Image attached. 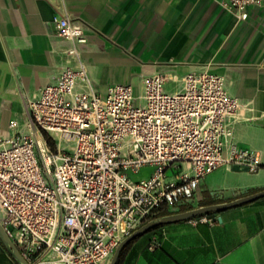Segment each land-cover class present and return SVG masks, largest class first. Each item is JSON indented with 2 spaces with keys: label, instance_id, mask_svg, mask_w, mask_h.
<instances>
[{
  "label": "built area",
  "instance_id": "1",
  "mask_svg": "<svg viewBox=\"0 0 264 264\" xmlns=\"http://www.w3.org/2000/svg\"><path fill=\"white\" fill-rule=\"evenodd\" d=\"M221 5L248 21L264 0ZM54 22L60 38L88 42L81 21L57 15ZM167 80L146 77L141 96L132 84L101 93L84 66L67 67L28 103L31 133L0 140V222L29 264H110L159 210L191 205L208 175L234 166L260 171L257 152L224 148L240 102L221 76L189 73L176 93ZM146 167L152 174L135 178ZM176 169L179 178L168 175ZM153 242L155 249L158 237Z\"/></svg>",
  "mask_w": 264,
  "mask_h": 264
},
{
  "label": "crops",
  "instance_id": "2",
  "mask_svg": "<svg viewBox=\"0 0 264 264\" xmlns=\"http://www.w3.org/2000/svg\"><path fill=\"white\" fill-rule=\"evenodd\" d=\"M221 1L0 0V140L31 133L28 103L67 67L84 66L98 92L132 84L138 96L148 76L167 75L166 90L176 93L186 75L208 71L240 102L227 119L225 150L235 144L257 152L262 167L256 173L224 167L208 175L191 206L263 191L264 8H252L242 21ZM57 15L81 21L88 42L60 38ZM152 171L146 167L139 178ZM180 171L168 175L179 178ZM208 215L140 236L121 264H264V198ZM154 237L159 246L152 249ZM0 264H19L1 237Z\"/></svg>",
  "mask_w": 264,
  "mask_h": 264
},
{
  "label": "water",
  "instance_id": "3",
  "mask_svg": "<svg viewBox=\"0 0 264 264\" xmlns=\"http://www.w3.org/2000/svg\"><path fill=\"white\" fill-rule=\"evenodd\" d=\"M262 198H264V190L261 192L246 196V197L239 198L232 202L202 206V207L188 210L185 212L174 213V214L161 216V217L152 219L148 221L147 223H145L144 225H142L137 230H135L132 234L126 237L119 244L110 264H118V261L121 257L122 252L129 244L134 242L140 236L147 234L156 228L166 226L169 224H173V223L183 222L186 220H191L196 217L205 216L211 213L222 212L230 208L238 207L244 204L257 201ZM0 237L3 240L4 244L6 245L7 249L9 250L10 254L15 258V260L19 264H29L27 260L24 258V256L21 254L17 246L13 243V241L8 236L1 222H0Z\"/></svg>",
  "mask_w": 264,
  "mask_h": 264
},
{
  "label": "trees",
  "instance_id": "4",
  "mask_svg": "<svg viewBox=\"0 0 264 264\" xmlns=\"http://www.w3.org/2000/svg\"><path fill=\"white\" fill-rule=\"evenodd\" d=\"M45 138L47 139L48 143H49V144L55 149V148H56V144H55V142H54L53 140H51V139L49 138V136H47V135L45 136ZM219 202H220L219 200H211L210 202H206V203H207V204H215V203H219ZM202 205H204V204H202ZM191 209H193V206H191V205L184 206V207H182L179 211H170L169 209L164 208V209L159 210V211L153 216L152 219H155V218H158V217H161V216H166V215H170V214L178 213V212H185V211H188V210H191ZM211 215H213V213L209 214L208 216H211ZM160 228H162V227L156 228V229L150 231L149 233H151V232H153V231H156V230H159ZM132 244H133V243L129 244V245L124 249V251L122 252L121 257H120V259H119V261H118V264H121V263H122V261H123V259H124V257H125V254L127 253V251L129 250V248H130V246H131Z\"/></svg>",
  "mask_w": 264,
  "mask_h": 264
},
{
  "label": "rangeland",
  "instance_id": "5",
  "mask_svg": "<svg viewBox=\"0 0 264 264\" xmlns=\"http://www.w3.org/2000/svg\"><path fill=\"white\" fill-rule=\"evenodd\" d=\"M45 136H46V135L44 134V137H45ZM49 138H50L51 140H53L51 137H49ZM53 141L55 142L56 147H57V143H56V141H55V140H53ZM144 170H145V169H143L142 172H141L139 175H141V174H142V175H143V174L145 175L146 172H144ZM176 171H179V169H176ZM152 172H153V171H152ZM176 173H177V172H173V174H175V175H176ZM139 175L135 176V178H139ZM150 175H151V173H150ZM196 207H199V206L196 205ZM152 218H153V216H152L151 218H149L147 221H145L142 225H144V224L147 223L148 221L152 220Z\"/></svg>",
  "mask_w": 264,
  "mask_h": 264
},
{
  "label": "bare ground",
  "instance_id": "6",
  "mask_svg": "<svg viewBox=\"0 0 264 264\" xmlns=\"http://www.w3.org/2000/svg\"><path fill=\"white\" fill-rule=\"evenodd\" d=\"M40 140H42V139L40 138Z\"/></svg>",
  "mask_w": 264,
  "mask_h": 264
}]
</instances>
